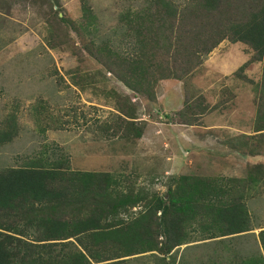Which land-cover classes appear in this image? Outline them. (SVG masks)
Segmentation results:
<instances>
[{"label": "rangeland", "instance_id": "rangeland-1", "mask_svg": "<svg viewBox=\"0 0 264 264\" xmlns=\"http://www.w3.org/2000/svg\"><path fill=\"white\" fill-rule=\"evenodd\" d=\"M172 1L182 9L190 4ZM148 5L146 0H0V128L15 127L14 138L0 145V169L20 166L41 150L51 157L56 152L69 157L73 170L110 172L122 181L117 191L132 187L149 197L165 195L180 176L246 178L252 171L258 183L248 207L253 223L264 227V131L254 132L262 63L244 69L252 82L235 74L253 54L247 45L224 39L182 78L134 90L84 49L90 41L94 46L108 41L130 54L135 33L128 19ZM57 16L64 19L60 26ZM120 110L132 111L133 118L126 119L133 124L124 125L131 131L127 136L120 129ZM189 120L193 124L183 123ZM257 164L262 169L253 171ZM143 201L118 217L137 215ZM199 224L188 226L190 240L197 241L181 245L177 261L184 253L188 264H210L226 250L216 242L221 237L199 240L204 238ZM259 230L245 232L235 247L255 249ZM129 264H154V258Z\"/></svg>", "mask_w": 264, "mask_h": 264}, {"label": "trees", "instance_id": "trees-1", "mask_svg": "<svg viewBox=\"0 0 264 264\" xmlns=\"http://www.w3.org/2000/svg\"><path fill=\"white\" fill-rule=\"evenodd\" d=\"M146 2L147 9L128 19V29L135 33L130 54L108 41L97 46L90 41L84 45L89 55L128 88L153 89L159 80L182 78L222 40L242 42L253 54L235 74L252 82L244 69L262 63L254 132L264 131V0H189L183 9L172 0ZM56 18L60 26L64 19ZM120 111V129L132 125L126 119L133 118L132 111ZM124 130L125 136L131 132ZM135 132L137 137L142 134ZM14 136V124L0 128V145ZM51 155L41 150L20 166L0 169V264H129L146 255L154 264H188L184 253L181 261L176 258L181 245L197 241L188 232L196 223L204 236L199 240L221 237L216 242L226 247L210 264H264V227L253 223L248 207L258 183L254 172L246 178L180 176L165 195L149 197L132 187L117 191L122 181L110 172L73 170L67 155ZM261 169L253 165V171ZM141 201L137 215L118 217ZM256 228L255 249L235 247L245 232Z\"/></svg>", "mask_w": 264, "mask_h": 264}, {"label": "crops", "instance_id": "crops-1", "mask_svg": "<svg viewBox=\"0 0 264 264\" xmlns=\"http://www.w3.org/2000/svg\"><path fill=\"white\" fill-rule=\"evenodd\" d=\"M259 133H262V132H255V134H259Z\"/></svg>", "mask_w": 264, "mask_h": 264}]
</instances>
